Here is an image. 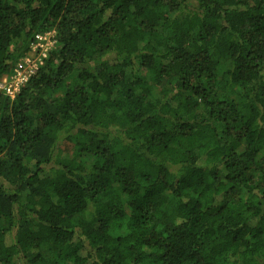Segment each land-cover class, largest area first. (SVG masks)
Here are the masks:
<instances>
[{"label":"trees","instance_id":"trees-1","mask_svg":"<svg viewBox=\"0 0 264 264\" xmlns=\"http://www.w3.org/2000/svg\"><path fill=\"white\" fill-rule=\"evenodd\" d=\"M48 31L0 93V264H264V0H0V79Z\"/></svg>","mask_w":264,"mask_h":264},{"label":"rangeland","instance_id":"rangeland-1","mask_svg":"<svg viewBox=\"0 0 264 264\" xmlns=\"http://www.w3.org/2000/svg\"><path fill=\"white\" fill-rule=\"evenodd\" d=\"M43 36L46 37V40H44L43 44H45V46H50L49 45L50 42H52L55 39V32L54 31H48V32H45ZM30 53H31V50L29 52V55H30ZM32 58H33V56H32ZM35 60H36V58L31 59L28 63H26L23 61V57L20 58L17 62V67H16L14 73L9 74V75H5L0 79V93H2V92L6 93L7 90L5 88H9L10 85L15 88V82L17 81V77H21V76L27 77L30 70L35 68L34 67V65H35L34 61ZM24 80H25L24 81V83H25L26 79H24ZM19 90L16 91L14 96H12V97H15V95L19 92ZM59 149H60L59 153H62L63 155H68L70 150H71V145L68 143H63Z\"/></svg>","mask_w":264,"mask_h":264},{"label":"built area","instance_id":"built-area-1","mask_svg":"<svg viewBox=\"0 0 264 264\" xmlns=\"http://www.w3.org/2000/svg\"><path fill=\"white\" fill-rule=\"evenodd\" d=\"M43 35L44 34L37 35L36 40L31 44V48H32L31 50L32 51H31L30 55L27 54L26 57L23 58V61L26 63H28L31 59L36 58V60L34 61V63H35L34 67L35 68H37L39 64L43 63L44 58L48 54L47 51L50 50L55 45V39H54L52 42H50V44H49L50 46H45V44H43V42H44V40H46V37ZM32 56H33V58H32ZM35 68L31 69L28 75H30L31 72ZM28 75H27V77H24V76L17 77V81L15 82V88L12 87L11 85L9 88H5L7 90L6 94L14 96L15 92L20 89V87H21L20 85H22L24 83V81H25L24 79L27 80Z\"/></svg>","mask_w":264,"mask_h":264}]
</instances>
